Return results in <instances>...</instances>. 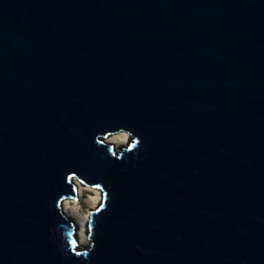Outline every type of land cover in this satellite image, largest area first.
I'll use <instances>...</instances> for the list:
<instances>
[{
    "label": "water",
    "instance_id": "1",
    "mask_svg": "<svg viewBox=\"0 0 264 264\" xmlns=\"http://www.w3.org/2000/svg\"><path fill=\"white\" fill-rule=\"evenodd\" d=\"M0 264H264V0H0Z\"/></svg>",
    "mask_w": 264,
    "mask_h": 264
},
{
    "label": "bare ground",
    "instance_id": "2",
    "mask_svg": "<svg viewBox=\"0 0 264 264\" xmlns=\"http://www.w3.org/2000/svg\"><path fill=\"white\" fill-rule=\"evenodd\" d=\"M119 132L110 134L106 137H104L102 140L106 144H110L113 147L114 146H121L122 144L118 143L117 140L112 139V137L118 136ZM130 139V137H129ZM129 141V140H128ZM76 185V197L72 199H64L61 205V209L63 214L72 219L76 226H77V237L80 242V244H86L87 243V230L86 226L88 224V213H82L80 212V200L83 196V192L85 190L90 191L86 197V200L88 202L89 208L92 209L96 206L97 203H99L101 198V191L97 188H93L90 186H86L81 184L78 181H73ZM89 209V210H90Z\"/></svg>",
    "mask_w": 264,
    "mask_h": 264
},
{
    "label": "clouds",
    "instance_id": "3",
    "mask_svg": "<svg viewBox=\"0 0 264 264\" xmlns=\"http://www.w3.org/2000/svg\"><path fill=\"white\" fill-rule=\"evenodd\" d=\"M118 129H119V135L115 136V137H112V139L117 140L118 143H120L122 145L123 144H127V147L124 148V150L122 152H135L136 149H138L139 144H140L139 137L134 135L132 131L127 130V129L123 128V127H120ZM129 137H131V142L130 143L128 142ZM95 143L98 146L104 144V141L100 138L99 134L95 137ZM107 148H108V154L110 156H113L116 159H120L121 158L122 152L119 155H117V154H115V152L113 150V146L109 145ZM105 195H106V193H104V197H105ZM104 207H105V203H102L101 204V208H104ZM92 247H93V245H92Z\"/></svg>",
    "mask_w": 264,
    "mask_h": 264
},
{
    "label": "rangeland",
    "instance_id": "4",
    "mask_svg": "<svg viewBox=\"0 0 264 264\" xmlns=\"http://www.w3.org/2000/svg\"><path fill=\"white\" fill-rule=\"evenodd\" d=\"M131 140V137H130V139H129V141ZM128 141V142H129ZM127 144H123V145H121V146H114V150L116 151V152H118V151H120L121 150V148H123L124 146H126ZM78 181L77 179H73V181ZM79 182V181H78ZM101 191V190H100ZM90 191H88V190H85L84 192H83V196H82V198H81V200H80V212H82V213H88V215H89V212H90V210H92V209H95L96 207H97V205L99 204V203H97L96 204V206L94 207V208H92V209H90L89 208V205H88V202H87V200H86V197H87V195H88V193H89ZM90 209V210H89ZM76 222V221H75ZM86 230H87V226H86ZM82 246H87L88 245V241H87V243L86 244H81Z\"/></svg>",
    "mask_w": 264,
    "mask_h": 264
},
{
    "label": "snow or ice",
    "instance_id": "5",
    "mask_svg": "<svg viewBox=\"0 0 264 264\" xmlns=\"http://www.w3.org/2000/svg\"><path fill=\"white\" fill-rule=\"evenodd\" d=\"M77 255H79V253H77Z\"/></svg>",
    "mask_w": 264,
    "mask_h": 264
}]
</instances>
